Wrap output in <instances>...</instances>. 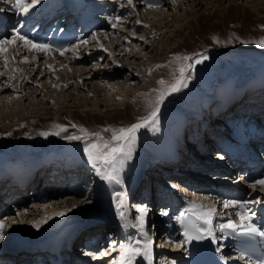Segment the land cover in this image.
Segmentation results:
<instances>
[{"label": "rangeland", "instance_id": "1", "mask_svg": "<svg viewBox=\"0 0 264 264\" xmlns=\"http://www.w3.org/2000/svg\"><path fill=\"white\" fill-rule=\"evenodd\" d=\"M110 1L112 2L111 7L108 8V6H105V12L103 13L105 15V18H102V20H104L103 26L96 30H92L87 34L85 41H88V43L82 44V46H76L79 49L81 47L82 52L79 53V56L83 57L80 58L81 60L78 57V60L74 59L76 62L67 63V60H65L66 57L70 59L75 56L64 57L61 55L62 57L57 56L58 60H56V56H48L41 53L40 56H37L36 60H34L36 63L31 64L30 58H33L31 54L34 51H28L27 48H24L23 46L19 53L15 55L16 58L12 59L11 57L14 56V53H12L14 48H12L11 45H8V53H6V55H9V62L14 64L15 68L17 67L20 70L22 69V72H25L20 84L15 83L14 81L15 73L13 72V69L6 70L7 67H5V65L2 66L4 56L0 55V72L6 71L4 73H11L13 75H8L6 79H0V85L3 86V90H0V119L1 116L4 117L0 120V174L1 172L9 171L13 165L24 163L25 161L32 163L36 167V162H39L40 158L43 160L48 154L51 155L55 154L57 151L62 152L66 149H73V146L67 144H70L75 140H68L64 137L73 134L85 135L81 132V128L86 129L87 133H99L98 137L87 135L86 140H77V143L81 144L80 146H77V149L81 154L77 160L82 161V163H79L81 165H77L76 167L74 165L76 163H73L72 165L74 167L69 168H73V171L76 169V171H74L75 176L71 175L70 180H74V182H72L73 185L75 181L78 182V179L76 178L78 175L83 174L84 176H87L82 182H78L82 191L77 193L74 190V192L68 193L65 190V192H59L60 194L56 192L54 195L56 196L57 194L58 196H64L67 194L72 196L74 201L69 200L72 201L71 204L67 203V201L55 203L52 198H49L50 201L48 198L41 199L40 201L38 199L42 198V193L34 194L35 198L33 197V199H31V196L25 191L16 196L12 194L10 197L11 200L15 198L24 200L25 208L23 206V209L21 207L18 208L15 205L3 207L0 212V219H3L6 225L4 235H9L10 231L12 233V231L16 230L18 232L12 233V235H16L20 239V237L24 238V236H22L23 234L28 233L29 235H32L38 230H47L49 225L53 223V228L59 227L58 224L65 220H71L72 224L81 221V227L86 228L91 226L90 221L102 218L104 215L107 216L109 211L113 208L120 212V210L117 209V196L114 199V201L117 200L115 206L101 205V207H99L101 204L99 198H96V196L94 197L95 193L94 195L91 194L88 189L90 184H92L94 180H96V177L99 176L96 174V171L93 169L92 164L89 162L84 152V145L88 140L99 141L100 138L105 140L109 139L112 136V133L104 131L107 127H128L140 122L141 117H147L152 111L155 100L159 96V91L155 90H163L168 87L170 83H174L179 79L181 75L180 69L182 67H186L188 64L193 65L190 70H187L184 73L186 79H184L183 83L186 86H181L179 87V91L170 92V94L165 96L163 102L159 105L156 121L149 122L146 126L141 127L135 133V139L131 145L130 155L123 157L125 162L129 161L130 171L129 175H127V181L131 178V170L134 172V175H136L135 171L138 163L149 162V160L143 159L139 154L140 146L143 147V150H147V153L152 155L153 151L150 152L149 149H146V147H144V142L150 140H157L159 142L165 139L169 132L168 127L170 128L173 123L178 121L181 115L184 114V111L188 117H183L192 118V116L195 115L190 116L187 110L201 105L202 106L199 108H201L202 111L203 109L206 110L207 108H202L204 107V101L206 99L213 102L215 101V105L217 106L219 101H216V94L218 92L217 88L220 84L224 83L227 85L226 89L229 91V94L233 95L239 94L238 92L241 90L245 93L249 88L248 92H250L253 87L259 89V85L264 86V47H261L259 43L260 39L264 37V28L261 27V25H264V0H181L180 5L174 9L175 12L178 11L179 17H177L176 20L174 19L172 23L166 21L167 17H165V20L160 18L157 21L158 23H156V31L152 35H150V33L147 35L145 30H149L154 22H152L151 19H149L151 22L142 21L140 17L146 10H166L167 4L164 5V3H166L167 0L164 3H162V1L159 4L157 3L158 6L152 8H146V4L139 7L137 5L135 8L127 6V8H123L121 5L126 4L127 0H121L119 3L118 0ZM168 1L172 3L173 0ZM98 2L102 3L101 0H98ZM44 3L45 1L40 4L43 6L45 5ZM102 5H104V3H102ZM16 9L18 10V8ZM117 16L122 17V21L116 28H113L111 25L114 22V18ZM137 20L141 21L139 25L136 22ZM159 22H162L164 25H159ZM136 26L139 27L136 28ZM94 34H96L95 39ZM141 37H143V39H141ZM4 38L10 39L11 35L7 34L3 38L1 37L0 40ZM101 44L104 48L108 49L107 52L100 47ZM76 47H73L74 49L72 50H75ZM126 49L127 51H125ZM13 52H15V49ZM70 52L71 51L66 53V55H69ZM85 54H87L88 57ZM24 56L28 57L27 62H22ZM183 56H189L192 57V59L183 61L180 59ZM201 56H207L208 58L202 63H195L196 59ZM105 61H109V65H107V68L102 66L105 68L103 69L111 71L113 70L112 68H116L117 75H104L95 78L88 77L90 74H86V66H92L93 68H91V71L96 70V68L98 70L101 65L106 63ZM25 65H27V67ZM49 65L52 67L49 68ZM157 65H163V67H157ZM82 66L85 67V69H82ZM74 69H77V72H74L75 77H73V80L75 82L73 84V80L69 79L67 76L73 72ZM125 72L132 75L133 79L130 80L126 78L124 80ZM119 73H121V77L123 78H119ZM142 75L143 78H141ZM60 78L64 81H68L66 82L67 84H63V81L61 80L58 83L59 86L54 87V85H51V83H54V81H57ZM93 80L98 84L101 83L102 90L99 92H94L92 90L90 83ZM160 80H164L166 82L165 85H160L158 83ZM135 86H142V89L138 92V97H135L136 94L127 95L126 90ZM45 93H47L48 96H45ZM16 100L20 101L19 104ZM213 104L214 103H212L210 109ZM262 105H264V103L254 106L255 108H260ZM10 110L17 111V115L12 116L8 113L9 116H7L5 113ZM180 120L182 121V119H179V121ZM188 120L189 119H186L185 121ZM240 120L241 119L238 120L239 125L241 123ZM258 121L260 125L264 123V120H262V123L260 120H257L254 122V125L257 124ZM58 125L65 126L67 131H61L57 127ZM73 125H76V127H73ZM213 126L215 125L213 124ZM255 127L257 128V126ZM210 129L209 126L207 131ZM57 132H60V134L56 135L55 133ZM45 133H47V135H45ZM160 134L162 135L160 136ZM200 139L201 136L199 140ZM199 144L201 147L204 146L202 142H199ZM186 149H188L187 145L183 150ZM27 154L30 155L28 157L33 161L26 157ZM8 157L9 163L6 162ZM196 162L197 161L195 160L194 162L193 159L188 160V163L191 166ZM184 164L185 163H183V165ZM183 165L182 162H178L179 167ZM198 165L199 161L194 166ZM126 170L128 169L126 168ZM163 171H165L164 167L157 168L156 166H152L148 178L140 181L138 187H141V185L144 184L146 189L143 191H148L150 186L148 181L153 180L154 177H157L160 181L162 176L159 177V175ZM212 171L216 172L214 170ZM74 172L72 174H74ZM109 172L111 173L112 169ZM6 173H8V177H10L12 171ZM182 173L184 172L182 171ZM201 173L204 174L203 172ZM179 177L175 176L173 182ZM181 177L191 180V178H188V176L186 177L185 175ZM136 178L137 177L134 176L133 180H136ZM99 181H102L101 177L99 178ZM162 182L163 181L161 180L159 185L163 187L164 182ZM203 182L205 181L198 182V186L200 187ZM63 183L59 182L54 189L49 190L54 192V190H61V186L68 185L69 187V185H71L69 183H64L63 185ZM194 184H196V182ZM75 186L76 184L70 189H74ZM105 186L106 185L104 184L101 191H105ZM39 188L40 184L35 187V190L38 192ZM174 188L177 189L175 186ZM108 189L109 190L106 192L107 204L110 199L109 192L112 190L111 188ZM256 189L253 190V194L258 196L257 193L260 192L258 191L259 187ZM248 190L251 189L249 188ZM85 191L88 194H86ZM98 192L99 190L97 193ZM113 192L115 194L117 193L115 191ZM195 193V197L199 198L196 204L199 205L201 202L200 197H202L203 194L202 192ZM125 194L127 195L126 192L124 193V196ZM176 194H178V190H176ZM253 194H251V196ZM86 195H89V197ZM181 196L184 198L183 201L185 199L188 200L187 195H185L187 197H185L184 194ZM210 196L211 195L209 194V197ZM168 197L169 196H167L166 199H168ZM10 198L7 199V203H10ZM204 201L215 206L213 202H216L217 198H204ZM48 202H50V204H48ZM33 203L37 204L36 208L39 206L34 212L35 216L43 211L54 212L58 208H65V211L69 213H66L63 216L58 215L56 217L57 223L55 219L51 220L48 215H45L47 220H45L46 222L40 225L39 228L27 229L26 227L29 226V223L31 222L30 220L35 219L32 213L27 211L28 207ZM42 203H45V205L42 206ZM113 203L114 202H112V204ZM208 203L204 202V204ZM125 206L126 205L123 203L124 208ZM8 208H11V213H4V211H8ZM133 212L134 211H132V213ZM129 213L131 212L129 211ZM82 214H87L84 216L85 220L78 219ZM131 214L127 215L129 217L125 215L129 224H118L115 222V228H113V230H110V228L105 225L106 233L110 231L111 234L106 238L103 237L104 233L102 231V237L99 238L97 245H104L107 247L105 249H109V246H112L111 244L114 243L113 240L110 239L111 236L116 237L121 233L119 227L125 229L124 232L131 230L130 233L119 237V244H123L124 242L127 243L134 239L143 240L144 237L141 235L139 228L137 229V227H135L137 232L132 231L131 229L136 225L133 220L135 217H132ZM135 215L136 214L133 213V216ZM14 220L16 221L15 223H13ZM101 220L107 223V220ZM135 220L138 221V219ZM87 224L90 225L86 226ZM98 229L99 228L97 227V230ZM144 230L147 232L148 238L151 240L152 237L154 240L156 239V234L153 232L152 235L149 225H145ZM162 243V240L159 239L156 245L159 247L164 245L167 247L164 250L169 251H171L170 247L177 248L171 246L172 244L168 247V244ZM120 250V248L117 251L109 250L110 252L107 253L106 258H108L110 254L112 256V252L113 257L118 254L119 258ZM161 251H163V249ZM139 258L140 264H149L146 262L144 256H140ZM147 261L150 260L148 259Z\"/></svg>", "mask_w": 264, "mask_h": 264}, {"label": "bare ground", "instance_id": "2", "mask_svg": "<svg viewBox=\"0 0 264 264\" xmlns=\"http://www.w3.org/2000/svg\"><path fill=\"white\" fill-rule=\"evenodd\" d=\"M162 1V3H164L166 0H154V2H156V3H160ZM180 2H181V0H173L172 1V3H170L168 0H167V2L166 3H164V5H166V10H162V11H159V9L158 10H146L143 14H142V16L140 17V19L142 20V21H149V19H151V21L152 22H154V24L152 25V27L149 29V30H145L146 31V34L148 35L149 33H150V35H152V34H154L155 33V31H156V29L155 28H157V26H156V23H158L157 21L160 19V18H163V20H165V17H167L166 18V21H168V22H170V23H172L173 21H174V19L176 20V18L177 17H179V14H178V11L177 12H175L174 11V9L175 8H177L179 5H180ZM54 3V2H53ZM133 3L135 4V6H137L138 5V7L139 6H144L145 5V3H142L141 2V0H133ZM45 4V6H42V4H38V5H36L33 9H31L30 11H29V13H27V14H29V15H35V13H37V14H41V12L43 11V10H46L47 8H48V6H50L52 3H49V4H47L46 2L44 3ZM48 6H47V5ZM93 4V3H92ZM124 5H126V4H124ZM95 6H97V5H95ZM147 5H145V7H146ZM126 7V6H125ZM125 7H123V8H125ZM97 8H101V5L100 6H98ZM127 8V7H126ZM143 8V7H142ZM147 8V7H146ZM17 13H18V16H21V17H23V16H25L26 14H24V13H22L19 9H18V11H17ZM151 21H149V22H151ZM148 23V22H147ZM169 23V24H170ZM163 23L162 22H159V25H162ZM139 25V24H138ZM164 25V24H163ZM139 26H136V28H138ZM154 27V28H153ZM12 32H14V29L12 30ZM16 35H13L11 38H13V37H15ZM10 38V39H11ZM2 40H4V39H2ZM17 42V41H16ZM12 46V48H14L15 49V52H13L14 51V49H13V51H12V53H14L13 55L15 56L16 54H18L19 53V51H20V49H21V47H23L24 46V42L23 41H21V44H20V46L17 44V43H15V44H13V45H11ZM25 47V46H24ZM29 48V47H28ZM90 48V47H89ZM73 49V47L70 49V50H67V51H65L64 52V54L62 55V56H68V57H74V58H67L66 57V59L65 60H67V63H70V62H76L75 60L79 57V59L80 58H83L82 56H79L80 54V52H82V50H81V47H80V49L79 48H75V50H72ZM69 51H71L70 52V54L69 55H66V53L67 52H69ZM41 53H46V52H38V51H34L31 55H32V57L33 58H30V61H31V64H33V63H36V61H34V60H36V58H37V56L39 57L40 56V54ZM82 54V53H81ZM45 55H50V56H53L54 54L53 53H51V54H48V53H46ZM85 55H87V54H85ZM8 57H9V55H7ZM12 56V55H11ZM57 56H61V55H57ZM55 57V55H54V57H55V59L56 60H58V57ZM61 56V57H62ZM130 56V55H129ZM132 56V55H131ZM87 57H88V55H87ZM87 57H85V58H87ZM4 58V57H3ZM75 59V60H74ZM78 60V59H77ZM81 60V59H80ZM122 60V59H121ZM1 61V60H0ZM51 62V61H50ZM106 62V61H105ZM109 61H107L106 63H104L103 65H99L100 67H99V69L97 70V68H96V70H94V71H91L92 69L91 68H93L92 66H86V74H90V76H88V77H90V78H95V77H97V76H104V75H107V76H112V75H117V73H116V68H112L113 70H109V71H106V70H104L105 68H107V65H109V63H108ZM2 66H4L5 64H4V61H2ZM73 64V63H72ZM26 67H27V65H25ZM102 66H105V68L104 67H102ZM81 68V67H80ZM85 69V67H83L82 66V69ZM104 68V69H103ZM3 69V68H2ZM14 70V69H17V71H13L14 73H15V79H14V81H15V83H20L21 82V79L23 78V74L25 73L24 71L22 72V69L20 70L19 68H15V65L14 64H12L11 62H8V66H7V68H6V70ZM81 70V69H80ZM77 72V69H74L73 70V72H71L70 74H68V76L67 77H69V79H71V80H73V77H75V74H74V72ZM106 71V72H105ZM4 72H6V71H4ZM4 72H0V79H6V77L9 75V76H13L11 73L9 74V73H4ZM78 74H81V73H78ZM84 74V73H83ZM85 74V75H86ZM59 75V74H58ZM118 75H120V79L121 78H123V77H121V73H119ZM126 75H130V74H128V73H124V80L126 79V78H128V79H130V80H132L133 79V77H132V75H130V76H126ZM79 76V75H78ZM5 77V78H4ZM59 77H60V75H59ZM85 77V76H84ZM63 78V77H62ZM62 78H60L59 80H57V81H54V83H51V85H54V87L55 86H59V81H61L62 80ZM89 78V79H90ZM118 78V79H119ZM141 78H143V75H142V77ZM64 79V78H63ZM83 79V78H82ZM92 80V79H91ZM63 81V84H65L66 82H68V81H64V80H62ZM119 81V80H118ZM2 82V81H1ZM4 82V81H3ZM74 80H73V84H74ZM89 82V81H88ZM116 83V82H115ZM114 83V84H115ZM21 84V83H20ZM67 84V83H66ZM106 84V83H105ZM109 84V83H108ZM103 85H104V83H103ZM112 85V84H111ZM116 85V84H115ZM90 86L92 87V90L94 91V92H96V91H100V90H102V88H101V83L100 84H98V83H96V82H94V80L93 81H91V83H90ZM89 86V87H90ZM107 86V85H106ZM226 86L227 85H225L224 83H222V84H220L219 86H218V88H217V90H218V92H217V94H216V101H219V103L218 104H221L223 101H225L227 98H229V97H231V95L232 96H234L233 94H229V91L226 89ZM63 87V86H62ZM105 87V86H104ZM127 87V86H126ZM5 88V87H4ZM120 89V88H119ZM140 89H142V86H135V87H131V89H125L126 90V94L127 95H133V94H136L135 95V97H138V92H139V90ZM258 88L257 87H253V89L250 91V92H253V91H256ZM0 90H3V86L2 85H0ZM223 90V91H222ZM242 92V90L240 91V92H238L239 94ZM46 95L45 96H48V94L47 93H45ZM120 94V93H119ZM118 95V94H117ZM236 95H238V94H236ZM17 100H20V99H17ZM16 100V102H18V104H19V102L20 101H17ZM54 101V100H53ZM12 102V101H11ZM62 102V101H61ZM105 102V101H104ZM221 102V103H220ZM252 102V101H251ZM107 103H108V101H107ZM213 103V101H210L209 99H206L205 101H204V107H202V108H207L206 109V111L207 110H211L210 109V107H211V104ZM261 103H263V101L261 102ZM259 104V102H257V103H255L254 105H258ZM18 106V105H17ZM263 106V105H262ZM18 108V107H17ZM15 110H17L16 108H14ZM199 109H201V108H199ZM213 109H214V107H213ZM195 110V109H194ZM201 111H202V109H201ZM16 112L17 111H7L5 114H7V116H9V115H12V116H15V115H17L16 114ZM187 112H188V114L191 116V115H195V111H193V109H191V108H189L188 110H187ZM8 113H9V115H8ZM222 113H224V115L226 114V116H227V114L229 113V111L228 110H225V111H223ZM204 114V113H203ZM203 114H201V116H200V118H204V116H203ZM4 115V114H3ZM198 115H200V112L198 113ZM215 115V114H214ZM7 116H5V117H7ZM221 116V115H220ZM220 116L219 117H215V116H213L212 118H214V120L212 121V124H214V125H217V124H220L219 122H221L223 119H228V118H224V117H226V116H223V118H220ZM192 117H194V116H192ZM4 117L3 116H1V119L0 120H2ZM206 118V117H205ZM229 118H231V116L229 117ZM183 119H184V121L181 123V121H176L175 123H173L171 126H170V128H169V132L167 133V137H165V139H163L162 141H157V140H150V141H148V142H144V147H146V149H149L150 151H153V153H154V155L156 154L157 156H159L160 158H167V157H170V155H171V153H172V149L175 147V144H177L178 143V137H180L181 135H183V129L187 126V125H189V121H185L187 118H185V117H183ZM197 118H195V120H196ZM236 123H238V120H234ZM245 120H243V119H241L240 120V126H241V129H247L248 130V136H254V135H257L258 134V131H263V125H264V123H262V125H260V126H258L257 128L255 127V125H254V122L252 121V122H250L248 125H243V122H244ZM3 122V121H2ZM249 122V121H248ZM264 122V121H263ZM181 123V124H180ZM187 123V124H186ZM259 123V121L257 122V124ZM185 125V126H184ZM199 126L197 125V130H200L199 128H198ZM258 129V131H255V130H257ZM193 130H191V132H192ZM199 133V132H198ZM177 134H179L178 136H177ZM220 135V134H219ZM249 138V137H248ZM188 142H190V141H188ZM198 142H202V144L205 146H207L208 145V140L206 139V134L205 135H202L201 136V139L198 141ZM262 145H264V143H262ZM194 147L193 146V144H190V146L189 145H187V148L189 149V147ZM141 148H143V147H141ZM140 148V153L142 154V152L141 151H143L142 149ZM131 151V150H130ZM210 155V153H208V155H206V156H209ZM213 157V156H212ZM211 156H209V159H213V160H218V158L217 157H213L212 158ZM197 158L195 157L193 160H194V162H195V160H196ZM132 161V160H131ZM131 163V162H130ZM153 164H156V165H158L159 163H158V161H156V162H154ZM201 164V168H202V170H214V171H216V172H220V168L216 165V164H208V163H205L204 161H203V158H201V160L199 161V165ZM32 163H30V162H24V163H18V164H16V165H14V170H12V174H15V175H17V172H23V171H29L30 170V172H31V170L33 169V168H35V166L33 165ZM75 165V167L77 166V165H79L80 166V164L79 163H76V164H74ZM198 165V166H199ZM130 166H131V164H130ZM148 166H150V164L148 165ZM155 166V165H154ZM29 167H30V169H29ZM33 167V168H32ZM72 167H74V166H72ZM126 168L128 169V170H126ZM73 169V168H72ZM112 169V172H111V175L114 177V179H109V180H105V179H102V181H99V178H100V176L99 177H96V180H94V182L92 183V184H90V186H89V190H90V192H91V194H93L94 195V193H95V195H94V197L96 196V198H99V201H100V206L99 207H101V205H108V206H110V205H113V206H115V202L117 201H114V199H115V197L117 196L116 194L117 193H127L128 194V191L131 189V188H134V189H137V187L140 185L139 183L137 184V185H135L134 186V180H133V177L131 176V178H130V180L129 181H127L128 179V176L127 175H129V169H130V167H129V161H127V162H125V160H124V158H120V159H118V161H116V163H115V166L114 167H111L108 171H110ZM188 169H190V170H192L193 168H187V169H184V170H188ZM195 171V170H194ZM196 172V171H195ZM198 173H201L200 171H197ZM216 172H214V173H216ZM11 174V173H10ZM202 174V173H201ZM204 175H206V173H204ZM186 176V175H185ZM86 177L87 176H84L83 174H81V175H78L76 178L78 179V182L80 183V182H82V180L83 179H86ZM187 177V176H186ZM180 178V179H179ZM179 178H176L175 179V182H173V180H171V181H165V178H164V180H162L163 178H160V181L162 180L163 182V185L164 186H166V187H168V188H171V187H177V185L178 184H180L181 182H179V181H183V180H185V179H187V178H185V177H179ZM189 178V177H188ZM144 180V179H143ZM66 181V180H65ZM65 181H63L65 184L67 183V182H65ZM194 181V182H193ZM201 181H203V179H200V178H198V177H194L193 179L191 178V180H189L188 182H189V184H194L195 182H196V184L198 183V182H201ZM63 182H61V183H63ZM77 182V181H76ZM75 183L76 184V186H75V188L74 189H70V188H73V187H67L66 185L65 186H61L60 187V189L61 190H54V192H51V190H46L45 192H44V196L43 197H47L48 199L50 198H52V200L54 199V202L56 203V202H61V201H67V203H72V201H69V200H73L74 201V199H73V197L72 196H70V195H61V196H58L57 194H56V196H54L55 195V193L56 192H65V190H66V192H68V193H72V192H74V190L76 191V192H80L81 190H79L80 189V185H79V183ZM64 183H63V185H64ZM173 183V184H172ZM214 184L215 183H219V184H222L223 182H213ZM106 185L104 188H105V191L104 190H102L101 191V188L103 187V185ZM176 184V185H175ZM131 186H133V187H131ZM204 186H200V188H203ZM108 188H111L112 190H110V192H109V197H110V199H109V201H108V204H107V190H109ZM181 188V187H180ZM249 188L251 189V190H248V192L250 193V195L251 194H253L254 192H253V190H255V189H253V188H251V185H249ZM249 188H247V189H249ZM177 189H178V187H177ZM182 190H184V192H186V191H188L187 189H184V187H182L181 188ZM89 190H87V191H89ZM99 190V192L97 193V191ZM152 190V189H151ZM257 190V189H256ZM113 191H115V192H117L116 194L113 192ZM86 192V191H85ZM130 192V191H129ZM191 192V194L193 193V192H195V191H190ZM43 193V192H42ZM169 193H172V195H175L176 193H174V191L172 190V192H169ZM257 193V192H256ZM259 194L261 193V192H258ZM60 194V193H59ZM86 194H88L87 192H86ZM194 194H196V193H193V195L192 196H189L188 194V201H189V203L191 204L192 202H195V203H197V201L199 200V198L198 197H195V195ZM92 195V196H93ZM197 195H199V194H197ZM211 196H216V195H213V194H210ZM261 195V194H260ZM39 196V195H38ZM87 197H89V195H86ZM92 196H91V198H92ZM210 196V197H211ZM33 197L35 198V195H32V197H31V199H33ZM41 197V196H40ZM95 198V199H96ZM123 198H124V195H123ZM164 198L166 199L167 198V195H164ZM214 198H217V197H214ZM50 199H49V201H50ZM56 199V200H55ZM165 199H162V201L161 202H165ZM183 197L181 196V197H179V200L181 201V202H184L183 201ZM218 200V199H217ZM225 200H228V198L227 199H224V201ZM10 201L12 202V204L11 205H15L16 207H21L22 209H23V207L25 206L24 204H25V202H24V200H21V199H19V198H15V199H10ZM41 201V200H40ZM48 201V200H47ZM46 201V202H47ZM124 201V200H123ZM8 202V201H7ZM7 202H5L6 204H7ZM112 202H114L113 204H112ZM180 202V203H181ZM54 203V204H55ZM64 203V202H63ZM103 203V204H102ZM41 204V203H40ZM48 204H50V202H48ZM136 204H138V202L136 203ZM21 205V206H20ZM36 205L37 204H31V206L30 207H28V212L29 213H32V215L34 216V218L35 219H32V220H30L31 222L29 223V226H27L26 228L27 229H36V228H39V227H36V223L37 222H39V221H41V220H47V218L45 217V215H48V217H49V219H51V220H56V223H57V219H56V217L58 216L57 215V213L58 212H65V213H69V212H66L65 211V208H58V209H56V211H43L42 213H40V214H38V215H40V216H38V215H34V212L36 211V209L39 207H37L36 208ZM45 205V203L43 204L42 203V206H44ZM57 205V204H56ZM23 206V207H22ZM41 206V205H40ZM141 206V205H140ZM223 206V205H222ZM103 207V206H102ZM131 206H129L127 203H126V206H125V208L123 207L122 209H120V208H117V209H119L120 211H123L124 213H125V215L127 216V215H129V214H131L132 213V211H133V209L132 208H130ZM176 207V206H175ZM25 208V207H24ZM136 209H137V207H136ZM150 209H151V207H150ZM149 209V210H150ZM153 210H154V207L152 208ZM11 208H8V211H4V213H11ZM103 210V209H102ZM10 211V212H9ZM24 211V210H23ZM129 211L131 212V213H129ZM225 211V208L222 210V212H224ZM27 212V213H28ZM85 212H87V211H85ZM94 212V211H93ZM92 212V213H93ZM4 215V214H3ZM7 215V214H6ZM68 215V214H67ZM87 214H82L80 217H78V219H81V220H85V218H84V216H86ZM132 215V217H135L133 220H134V224H138V222L139 221H136L135 219H137V217H138V215H139V213L137 212L136 213V215L135 216H133V213L131 214ZM12 216V215H11ZM127 217H129V216H127ZM157 217V215H156V213H147V216H146V223H145V225L147 226L148 224H149V226L151 227V224H152V226L154 225L153 223H152V221L153 220H155V218ZM5 218V217H4ZM31 218V217H30ZM108 218H110V219H108ZM60 219V218H59ZM62 219V218H61ZM101 219H103V220H107V223L105 222V221H102ZM50 220V221H51ZM65 220V219H64ZM55 222V221H54ZM115 222H117L118 224H129V222L127 221V223H125V221H123V220H121V218H120V215H119V211H117L115 208H113L112 210H110L109 211V214L106 216V215H104V217H102V218H98V219H96V220H92V221H90V223H91V226L89 227L88 225H90V224H87L86 226H88V227H86L85 229H86V232H94V236H93V238H92V242H91V239H90V241L89 242H87L86 243V246H90V248H91V246H93V244H95V243H93V239H94V237H97V235H99V234H101V232L103 231L104 232V236L103 237H108V236H110L109 234H111L110 233V231L108 232V233H106V230H105V225L106 226H108L109 228H110V230H113V228H115V225H114V223ZM55 223V224H56ZM59 223V222H58ZM43 224V223H42ZM42 224H40V225H42ZM59 225V224H58ZM54 226V225H53ZM57 226V225H56ZM60 226V225H59ZM95 226V227H94ZM99 228L98 230H97V227ZM160 228V226L159 225H157V227H156V230H158ZM138 229V228H137ZM119 230V229H118ZM131 231V230H130ZM112 232V231H111ZM116 232H117V228H116ZM15 236L16 235H11L10 237H8V236H6V237H3V239H0V240H4V239H6V240H11V239H14L15 238ZM17 237V236H16ZM100 237V236H99ZM119 236L117 235L116 237H114L115 239L114 240H117V238H118ZM19 238V237H18ZM20 239H21V237H20ZM101 240V239H100ZM124 241V240H123ZM120 244H122V243H120ZM120 244H119V241H117V242H114L113 244H112V246H109V249H105V248H107L106 246L104 247V245H100V246H98V247H96V250H94V253H92V255H91V258L92 259H94V262L92 263V264H95L96 262L95 261H97V259H101V258H104V257H106V255H107V253H109L110 251H113V250H115V251H117L119 248H120ZM163 244V243H162ZM172 244V245H171ZM173 246V243H168V247L169 246ZM176 245V247L179 249V247H178V244L176 243L175 244ZM115 248V249H114ZM176 248V249H177ZM94 249V248H93ZM169 249V248H168ZM175 248H173V247H170V250H176ZM110 250V251H109ZM168 253V255L169 254H175V252L173 253V251L171 252V251H169V250H164L163 249V251H160L159 253L160 254H165V253ZM116 254V253H115ZM150 254H151V252H150ZM152 256H155V255H153V254H151ZM140 256H137V257H135V259H134V261H133V264H140V261H139V258ZM149 259L151 258V256H149L148 257ZM148 258H146V262H148L147 260H148ZM114 259H118V254H117V256H115V257H113V252H112V256H111V254L108 256V258H106L104 261H103V264H112V261L114 260ZM99 261V260H98ZM97 261V262H98ZM161 262V261H160ZM164 261H162L161 263H163ZM83 263H85V261L83 262ZM87 263V262H86ZM69 264V263H68ZM154 264H155V260H154ZM164 264H167V262L166 263H164Z\"/></svg>", "mask_w": 264, "mask_h": 264}, {"label": "snow or ice", "instance_id": "3", "mask_svg": "<svg viewBox=\"0 0 264 264\" xmlns=\"http://www.w3.org/2000/svg\"><path fill=\"white\" fill-rule=\"evenodd\" d=\"M41 0H30V2H26V0H15V7L18 8L22 13L27 14L31 9H33L37 4H39ZM142 3H145L147 7L152 8L158 6L154 0H141ZM130 7L135 8V4L133 0H127L126 5L122 4L121 7ZM122 21V17L117 16L114 18V22L112 23V27L116 28ZM138 24L141 21H136ZM264 28V25H261ZM96 38V34H94V39ZM143 39V37H141ZM17 40L23 41L25 47H29L32 50L38 52H49L52 50L53 46L49 44L37 43L33 40L28 39L26 36L17 34L15 37L11 39L0 40V55L4 56V64L5 67L8 66L9 57L6 55L8 53V45H13ZM88 41H81V44H86ZM260 46L264 47V37H262L259 41ZM101 48L105 52L108 51L107 48L101 44ZM56 51L60 52L61 55L64 54L68 49L65 48H56ZM127 51V49L125 50ZM15 59L16 57H11ZM207 56H201L196 59L195 63L199 64L206 60ZM183 61L191 60L192 57L183 56L180 58ZM28 57L24 56L22 58V62H27ZM192 64H188L186 67H182L180 69V78L177 79L174 83H170L168 87L163 90H155L159 91V96L154 102V106L152 111L147 117H141L140 122L132 124L128 127H120V128H112L107 127L104 129L105 132H111L112 136L105 140L100 138L99 141L96 140H88L84 145V152L92 164L93 169L96 171V174L100 176L102 179L109 180L114 179L111 173L108 171L111 167L115 166V163L118 159L127 157L130 155L131 145L135 139V133L141 128L146 126L149 122H155L157 119V113L159 111V105L163 102V99L166 95L170 94V92L179 91V87L186 86L183 81L186 79L184 76L185 71L190 70L192 68ZM49 68L52 66L49 65ZM157 67H163V65H157ZM13 71H17L14 69ZM160 85H165L164 80L158 81ZM61 131L66 132L67 128L63 125L57 126ZM76 127V125H73ZM81 132L85 135H69L65 136V139L68 140H82L87 139V135H91L93 137H98L99 133H87L86 129L81 128ZM59 135L60 132L55 133ZM47 135V133H45ZM251 187L256 189L260 188L261 191H264V179L256 180L252 183ZM117 208H123V193H117ZM260 203H264V201H259ZM223 207L225 209L229 208H239L242 211L236 212V216L239 218L238 220L229 218L224 222L214 225L213 221L215 216L217 215V211L214 208H206L203 204L197 205L195 202H192L188 208L184 211H181L178 216L175 217V220L178 221L182 226H184V240L181 242V246L185 243H189L193 240H205L210 239L213 242L218 239L224 238V235H236L241 237H246L250 241H254L256 238H259L262 243H264V229L258 227L256 223L253 222V215L250 210H244L245 204L238 200H226L223 202ZM136 211L139 213L137 219L138 224L134 225L135 227L140 229L141 235L144 237L141 239L130 240L127 243L120 245V253L119 258L114 259L112 264H133L135 257L144 256L148 258L151 252V244L152 240L148 238L147 232L145 229L147 209L144 206H138ZM65 212L57 213V215L63 216ZM163 215L167 216L168 213L164 212ZM121 220L127 223L125 218V213L123 211L119 212ZM16 221L14 220L13 223ZM45 220H41L36 223V227H39L40 224L45 223ZM6 225L3 220H0V239H3L4 229ZM217 232L222 234L221 236H217ZM219 250V249H218ZM248 255L246 251H241L238 259L244 260ZM250 259V257H249ZM260 264H264V261H261Z\"/></svg>", "mask_w": 264, "mask_h": 264}]
</instances>
